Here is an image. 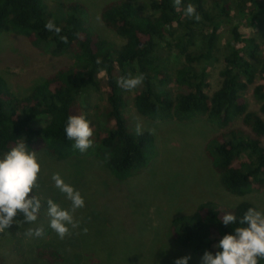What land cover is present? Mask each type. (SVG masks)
<instances>
[{
    "label": "trees",
    "instance_id": "trees-1",
    "mask_svg": "<svg viewBox=\"0 0 264 264\" xmlns=\"http://www.w3.org/2000/svg\"><path fill=\"white\" fill-rule=\"evenodd\" d=\"M144 2L151 14L143 9ZM188 4L196 7L201 20L184 14ZM53 15L56 21L52 22L62 28L60 36L67 37V43L45 29ZM101 18L107 29L125 40L122 47H115L88 26V11L81 4H62L52 13L45 0H0V38L12 33L46 54L71 55L75 60L26 96H17L0 75V158L25 142L29 151L47 152L59 161L94 153L115 180L132 179L148 168L156 142L152 133L137 135L128 127L127 100L117 80L129 73L143 74L134 100L140 116L154 122L207 116L227 130L212 137L206 150L223 187L241 197L264 191V85H256L258 77L264 81V62L251 34L264 25V0H182L179 10L173 0H114L104 6ZM246 22L249 30L244 28ZM172 47L184 58L174 76L160 64L161 52ZM217 65H221V84L209 95V78ZM103 82L106 117L114 125L96 147L80 152L67 139V120L81 115L79 100L91 91H102ZM252 86V97L260 104L257 112L249 110L244 97ZM238 120L243 127L234 126ZM47 208L41 201L38 213ZM249 208L255 207L242 203L221 210L211 202L201 204L195 214L172 220L173 239L201 260L206 251L215 255L222 251L216 245L242 226L239 220ZM227 213L237 217L235 224H223ZM38 252L39 259L50 264H76L59 250ZM258 264H264V259Z\"/></svg>",
    "mask_w": 264,
    "mask_h": 264
},
{
    "label": "rangeland",
    "instance_id": "rangeland-1",
    "mask_svg": "<svg viewBox=\"0 0 264 264\" xmlns=\"http://www.w3.org/2000/svg\"><path fill=\"white\" fill-rule=\"evenodd\" d=\"M114 0H45L48 10L55 12L60 5L81 4L88 11V26L100 37L120 48L125 40L106 28L101 14L105 5ZM151 14L147 4H141ZM56 21V16L50 19ZM245 30L247 22L243 24ZM260 46V61L264 62V25L254 33ZM226 36V35H225ZM221 46V54L224 53ZM160 64L173 76L184 65V58L174 48L161 52ZM71 55L53 56L33 48L26 38L6 33L0 38V75L17 96H26L31 90L66 66L74 65ZM221 65L211 71L209 95L221 84ZM135 74L133 76H136ZM256 85H264L258 77ZM102 91H91L85 100H79L81 115L91 121L93 128L91 148L114 125L106 117L107 96ZM177 87L171 89L175 93ZM123 90L127 106L128 127L135 131L137 124L153 134L156 154L148 168L126 182L115 180L101 159L95 154L59 161L47 152L36 153L41 164L38 187L29 194L47 204L51 199L64 209H71V201L56 186L52 176L59 173L64 181L78 190L85 205L74 213L79 226L70 228L63 239L50 227L48 208L37 214L34 223L24 222L18 213L13 223L3 228L0 237V264H50L39 259V249L59 250L76 264H175L179 258L190 256L188 264H202L190 251L178 246L172 236V220L195 214L201 204L214 203L221 210L233 209L249 203L264 211V191L247 196H235L222 185L207 156V145L220 129L207 116L190 121L168 120L154 122L138 114L134 100L141 85ZM254 86L244 95L250 111L257 112L260 104L252 97ZM243 127L240 120L235 125ZM232 127L228 128L231 129ZM264 144V138L262 139ZM43 229L37 236L35 229ZM87 229L85 233L84 229ZM50 230V234L47 233ZM80 258L78 260L77 258Z\"/></svg>",
    "mask_w": 264,
    "mask_h": 264
},
{
    "label": "clouds",
    "instance_id": "clouds-1",
    "mask_svg": "<svg viewBox=\"0 0 264 264\" xmlns=\"http://www.w3.org/2000/svg\"><path fill=\"white\" fill-rule=\"evenodd\" d=\"M182 0H173V6L179 10ZM184 14L193 17L196 21L201 20L196 7L188 4ZM45 29L55 32L58 36L62 28L56 26L51 20L46 22ZM67 43V37L60 36ZM97 60V63H100ZM145 77L143 74L128 77L121 76L117 80L118 85L125 90H132L140 86ZM91 121L85 115H71L67 120L65 133L67 139L74 141L73 148L80 152L87 151L93 144V128ZM137 135L143 134L141 124L135 128ZM41 172V164L35 151H29L25 142H19L0 158V231L9 227L18 213L24 216V222L34 223L41 208V200L35 195L29 194L38 187V176ZM55 186L71 201V209L61 208L51 199L47 200L48 215L51 217L50 227L57 232L61 239L70 233V228L79 226L74 220L77 209L84 207L85 201L81 193L72 185L66 183L59 173L52 176ZM225 225L235 224L237 217L227 213L222 217ZM242 226L236 227L234 234H226L216 245L222 249L215 255L205 252L202 264H258L264 259V211L249 208L239 220ZM85 233L87 229H84ZM35 234L40 236L43 229H35ZM190 256L179 258L175 264H188Z\"/></svg>",
    "mask_w": 264,
    "mask_h": 264
},
{
    "label": "water",
    "instance_id": "water-1",
    "mask_svg": "<svg viewBox=\"0 0 264 264\" xmlns=\"http://www.w3.org/2000/svg\"><path fill=\"white\" fill-rule=\"evenodd\" d=\"M3 235H4V232L2 230V231H0V237H2Z\"/></svg>",
    "mask_w": 264,
    "mask_h": 264
}]
</instances>
